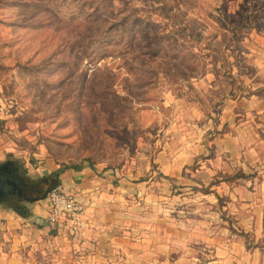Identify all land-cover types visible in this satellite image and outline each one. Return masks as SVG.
<instances>
[{
  "label": "rangeland",
  "instance_id": "374dc122",
  "mask_svg": "<svg viewBox=\"0 0 264 264\" xmlns=\"http://www.w3.org/2000/svg\"><path fill=\"white\" fill-rule=\"evenodd\" d=\"M6 158L129 184L115 264H264V0H0ZM27 236L8 251L77 263Z\"/></svg>",
  "mask_w": 264,
  "mask_h": 264
},
{
  "label": "crops",
  "instance_id": "0c3cea01",
  "mask_svg": "<svg viewBox=\"0 0 264 264\" xmlns=\"http://www.w3.org/2000/svg\"><path fill=\"white\" fill-rule=\"evenodd\" d=\"M97 171L96 168L86 166L69 168L60 175L59 185L82 199H90V204L87 206L89 227L84 233L71 234L63 226L50 229L45 220L46 197L31 202L28 209L29 219L25 217V220L29 221L23 226L14 220L13 210L3 207L1 203L0 264H34L35 255L8 251V247L11 246V236L18 235L22 231L28 235L27 245L31 248L39 245H42L43 248L44 246L52 247L51 242H56L59 239L60 244L65 246L63 249L67 250L65 253L68 260L74 259V262L77 261L75 264H110L111 262L115 264V260L117 262L127 260V257L132 254L120 253L115 247L129 244L131 241V238L126 235L131 226L122 215L127 214L128 208L123 210L124 205L121 203V201H126L125 195L131 190V186L129 184L127 186L122 181L120 184L113 185L108 181L110 175H107L106 172L100 174ZM128 189L130 190L128 191ZM12 208L18 211L16 208ZM39 232L49 235L47 244L46 241L44 244L40 242ZM30 237H37L38 240L29 239Z\"/></svg>",
  "mask_w": 264,
  "mask_h": 264
},
{
  "label": "built area",
  "instance_id": "2783aa9c",
  "mask_svg": "<svg viewBox=\"0 0 264 264\" xmlns=\"http://www.w3.org/2000/svg\"><path fill=\"white\" fill-rule=\"evenodd\" d=\"M47 214L45 220L50 229L63 226L71 234H80L88 229L87 201L63 188L52 186L47 194Z\"/></svg>",
  "mask_w": 264,
  "mask_h": 264
},
{
  "label": "flooded vegetation",
  "instance_id": "af4514ba",
  "mask_svg": "<svg viewBox=\"0 0 264 264\" xmlns=\"http://www.w3.org/2000/svg\"><path fill=\"white\" fill-rule=\"evenodd\" d=\"M0 178L5 180V187H9L3 203L12 207H21L22 202H33L36 198L47 194L40 186L43 182L44 184L48 183L49 180H42L43 182L32 180L23 166L13 159L6 158L3 162H0ZM10 181L15 184L9 185L8 182Z\"/></svg>",
  "mask_w": 264,
  "mask_h": 264
},
{
  "label": "water",
  "instance_id": "95a60500",
  "mask_svg": "<svg viewBox=\"0 0 264 264\" xmlns=\"http://www.w3.org/2000/svg\"><path fill=\"white\" fill-rule=\"evenodd\" d=\"M5 180H3L2 178H0V204L3 203V200L6 199V195L8 194V186L5 187ZM9 185H14L15 183L13 181L8 182ZM17 186V185H16ZM15 186V187H16ZM46 194L43 195L42 197L36 198L34 201L41 199V198H45Z\"/></svg>",
  "mask_w": 264,
  "mask_h": 264
},
{
  "label": "trees",
  "instance_id": "16d2710c",
  "mask_svg": "<svg viewBox=\"0 0 264 264\" xmlns=\"http://www.w3.org/2000/svg\"><path fill=\"white\" fill-rule=\"evenodd\" d=\"M74 168H78V166H74ZM25 172H26V170H25ZM242 175H244V174H239L236 177H241ZM45 180H49V181L52 180L51 181L52 184H53L52 186L59 184V180H60V172H59V170H56V171L52 172L49 176H46ZM206 192H208V191H206Z\"/></svg>",
  "mask_w": 264,
  "mask_h": 264
}]
</instances>
